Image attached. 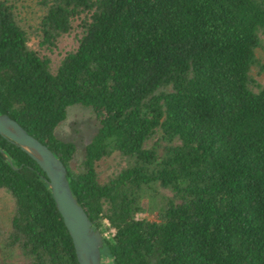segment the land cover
Instances as JSON below:
<instances>
[{
  "label": "trees",
  "instance_id": "16d2710c",
  "mask_svg": "<svg viewBox=\"0 0 264 264\" xmlns=\"http://www.w3.org/2000/svg\"><path fill=\"white\" fill-rule=\"evenodd\" d=\"M38 1V44H77L53 68L0 0V112L65 164L103 264H264V0ZM76 103L97 119L78 160L56 134ZM113 152L127 163L100 181ZM45 176L0 134V240L16 264H79Z\"/></svg>",
  "mask_w": 264,
  "mask_h": 264
},
{
  "label": "rangeland",
  "instance_id": "374dc122",
  "mask_svg": "<svg viewBox=\"0 0 264 264\" xmlns=\"http://www.w3.org/2000/svg\"><path fill=\"white\" fill-rule=\"evenodd\" d=\"M17 6V15L21 24L28 30V44L41 53L49 56L51 66L54 68L59 63L62 55L73 49L77 44V29L74 27L58 37L52 46L38 44V36L35 33V27L38 23L42 7L38 0H13ZM256 56L264 63V35H261V43L256 49ZM252 76L260 84H264V71L258 72V66L252 67ZM256 88V87H254ZM97 129V119L89 106L82 104H72L67 107L66 118L57 126L56 134L64 140L72 141L77 148L76 160L81 159L84 152V145ZM127 163L125 157L118 152H113L109 156L103 157L97 162L99 179H107L114 171ZM13 198L4 188L0 189V226L7 228L10 223V217L13 211ZM138 216L153 218V214L140 212ZM108 231H105L107 234ZM16 251L7 249L0 240V264H16Z\"/></svg>",
  "mask_w": 264,
  "mask_h": 264
},
{
  "label": "water",
  "instance_id": "95a60500",
  "mask_svg": "<svg viewBox=\"0 0 264 264\" xmlns=\"http://www.w3.org/2000/svg\"><path fill=\"white\" fill-rule=\"evenodd\" d=\"M0 134L26 151L45 172V180L68 229L79 264H103L102 234L94 228L72 193L67 169L58 155L7 113L0 112Z\"/></svg>",
  "mask_w": 264,
  "mask_h": 264
}]
</instances>
